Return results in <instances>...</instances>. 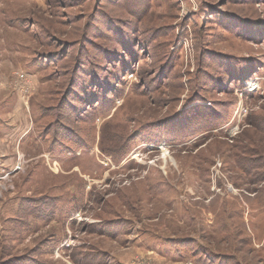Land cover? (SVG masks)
Here are the masks:
<instances>
[{"label": "rangeland", "instance_id": "1", "mask_svg": "<svg viewBox=\"0 0 264 264\" xmlns=\"http://www.w3.org/2000/svg\"><path fill=\"white\" fill-rule=\"evenodd\" d=\"M0 264H264V0H0Z\"/></svg>", "mask_w": 264, "mask_h": 264}, {"label": "bare ground", "instance_id": "2", "mask_svg": "<svg viewBox=\"0 0 264 264\" xmlns=\"http://www.w3.org/2000/svg\"><path fill=\"white\" fill-rule=\"evenodd\" d=\"M135 157V156H134ZM136 158V157H135ZM135 158H133V159H135Z\"/></svg>", "mask_w": 264, "mask_h": 264}]
</instances>
